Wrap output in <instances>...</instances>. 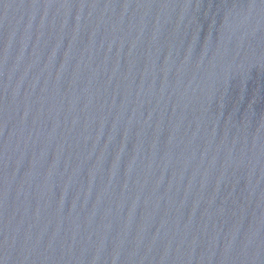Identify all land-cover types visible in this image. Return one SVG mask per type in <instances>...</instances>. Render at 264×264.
Returning <instances> with one entry per match:
<instances>
[{"label":"water","instance_id":"water-1","mask_svg":"<svg viewBox=\"0 0 264 264\" xmlns=\"http://www.w3.org/2000/svg\"><path fill=\"white\" fill-rule=\"evenodd\" d=\"M0 264H264V0H0Z\"/></svg>","mask_w":264,"mask_h":264}]
</instances>
